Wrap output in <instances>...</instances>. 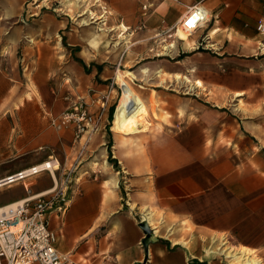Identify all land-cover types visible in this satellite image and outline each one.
Here are the masks:
<instances>
[{
    "label": "crops",
    "instance_id": "0c3cea01",
    "mask_svg": "<svg viewBox=\"0 0 264 264\" xmlns=\"http://www.w3.org/2000/svg\"><path fill=\"white\" fill-rule=\"evenodd\" d=\"M196 5L208 21L180 35ZM263 9L264 0H0V208L52 189L62 171L8 177L51 158L69 169L84 149L68 211L48 216L72 264H228L218 254L264 264ZM122 54L167 62L155 73L174 81L146 86L143 99L156 101L159 120L127 139L107 116L80 140L52 127L79 98L90 112L111 98Z\"/></svg>",
    "mask_w": 264,
    "mask_h": 264
},
{
    "label": "built area",
    "instance_id": "2783aa9c",
    "mask_svg": "<svg viewBox=\"0 0 264 264\" xmlns=\"http://www.w3.org/2000/svg\"><path fill=\"white\" fill-rule=\"evenodd\" d=\"M207 21V12L196 5L188 10L175 31L189 35ZM257 31L264 35V9L257 24ZM108 105L109 98H104L100 109L90 112L87 104L80 100L60 115L52 117L50 125L56 129L71 126L75 131L76 140H80L85 133H98L103 127L105 116L108 127ZM83 151L84 149L79 152L75 163L69 169H60L58 160L51 158L6 180L8 182L14 179L13 182H16L45 171L51 174L62 171L60 179L55 181L52 189L0 208V264H72L69 256L57 250V234L50 227L48 216L52 212L62 216L68 211L69 191L75 181V172L82 160Z\"/></svg>",
    "mask_w": 264,
    "mask_h": 264
},
{
    "label": "rangeland",
    "instance_id": "374dc122",
    "mask_svg": "<svg viewBox=\"0 0 264 264\" xmlns=\"http://www.w3.org/2000/svg\"><path fill=\"white\" fill-rule=\"evenodd\" d=\"M49 11H51L53 15L59 14V16H61V17H64L65 15L67 16L65 10L55 9L54 8V9H50ZM94 12H95L94 13L95 17L105 14L103 9H99V10L96 9V10H94ZM70 15L75 16L74 13H72V14L70 13ZM68 17H69V15H68ZM72 22H74V19H72ZM98 22H92L90 25L91 26L98 25ZM106 26L108 28L111 27V25H109V24L108 25L106 24ZM77 27H83V26L82 25H77ZM112 27H115V26H112ZM109 34H110V37L112 39H114V40H116L118 38V36H119V32L116 33L115 30L110 31ZM181 35H183V36L186 35L187 36V34H181ZM129 59L130 58L124 56V54H122L120 56L119 61H118L117 66H116V72L117 73H116L115 79L110 81V82H112L110 86L113 87L114 91H113V95L109 99V105L108 106H109V113H110V110H111L112 107L114 109V113H113V118H112L111 121L108 118L109 125H108L107 129L110 130L111 132H114V133H115V131L111 127L113 126L115 111H116V108H117V106L119 104L120 98L122 96V91H123L122 90L123 89L122 88L123 83H122L121 77H120L121 74H122V76H124L125 80L127 82H129V84L132 86L134 91L144 100H146L145 94H144V92L147 91L145 89L146 86L154 87L156 85V86H158L160 88H163V86H165V85L164 84H160L161 80H165V82L166 81L169 82V81H174V78H175V77H173L172 73L169 75L167 72H164L165 74H163L162 77H161V74L155 73L157 66H160L161 64H166L167 63L166 61L162 62L160 60V58H158V57H139V58L136 59L135 62H127V61H129ZM167 59H168L167 61L169 63H174L175 62V59H173L171 57H168ZM144 68H146L148 70L145 71ZM130 69L133 72H128V71H130ZM170 71L172 72L173 70H170ZM176 92L182 94V93H185L186 91H185L184 88L180 87V88L177 89ZM151 94H152V96L155 97L156 93L155 92H151ZM80 100H81V98L78 99V101H80ZM155 102L156 101L153 100V104L151 106H149L148 108L146 106L144 115L140 116L141 128L137 132H122L123 133V134H121L122 138H126L127 139L128 137H134L135 135H139V134L145 132L146 131L145 129L152 127V125H153L152 124L153 123L152 119L159 120L160 117L158 116V111H157L158 104H156ZM148 109H149V111H148ZM126 139H123L124 142H126L125 141ZM218 257L219 258H223L224 260H226L228 262V264H231L229 262V260L224 255H219L218 254ZM254 259L256 260V258H254Z\"/></svg>",
    "mask_w": 264,
    "mask_h": 264
},
{
    "label": "bare ground",
    "instance_id": "6f19581e",
    "mask_svg": "<svg viewBox=\"0 0 264 264\" xmlns=\"http://www.w3.org/2000/svg\"><path fill=\"white\" fill-rule=\"evenodd\" d=\"M181 34H184V33L180 32V35ZM120 77L123 83V86H122L123 91H122V96L120 98L119 104L115 111L112 127L115 131L119 133L137 132L141 128L140 116L144 115L146 104L143 101V99L134 91V89L129 84V82L125 80L122 74L120 75ZM40 167H43V166H40ZM11 177H8V178H11ZM13 180L14 179H10L8 182L7 181L6 182L14 183ZM221 252L225 254L228 258H232V259L243 258V256L238 255L237 253L233 252L232 250L228 248H223ZM244 258L246 259L245 264H252V261L250 258H246V257Z\"/></svg>",
    "mask_w": 264,
    "mask_h": 264
},
{
    "label": "water",
    "instance_id": "95a60500",
    "mask_svg": "<svg viewBox=\"0 0 264 264\" xmlns=\"http://www.w3.org/2000/svg\"><path fill=\"white\" fill-rule=\"evenodd\" d=\"M141 227L143 228V230L146 233V238L143 241V245H144L145 251L147 253L148 252V245L152 242V231L149 228L147 222H142Z\"/></svg>",
    "mask_w": 264,
    "mask_h": 264
},
{
    "label": "trees",
    "instance_id": "16d2710c",
    "mask_svg": "<svg viewBox=\"0 0 264 264\" xmlns=\"http://www.w3.org/2000/svg\"><path fill=\"white\" fill-rule=\"evenodd\" d=\"M113 113H114V109H113V107H112L111 110H110V115H109V119H110V121H111L112 118H113Z\"/></svg>",
    "mask_w": 264,
    "mask_h": 264
}]
</instances>
